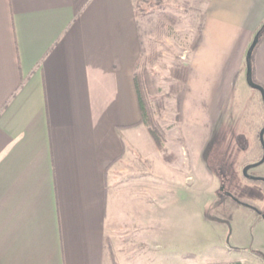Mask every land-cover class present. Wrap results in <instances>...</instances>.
Wrapping results in <instances>:
<instances>
[{
  "label": "crops",
  "instance_id": "obj_1",
  "mask_svg": "<svg viewBox=\"0 0 264 264\" xmlns=\"http://www.w3.org/2000/svg\"><path fill=\"white\" fill-rule=\"evenodd\" d=\"M205 18L240 40L229 79L264 0H207ZM139 54L134 0H0V264H111L109 245L148 264L151 183L181 173L141 121ZM252 76L264 88V40Z\"/></svg>",
  "mask_w": 264,
  "mask_h": 264
},
{
  "label": "rangeland",
  "instance_id": "obj_2",
  "mask_svg": "<svg viewBox=\"0 0 264 264\" xmlns=\"http://www.w3.org/2000/svg\"><path fill=\"white\" fill-rule=\"evenodd\" d=\"M145 1L137 22L144 57L156 56L148 69L154 76L156 96L163 101L156 115L165 133L160 152L163 161L175 163L181 173L174 187L168 182L162 185L163 181L151 183L148 264L264 263V218L220 192L223 187L264 214V185L241 175L243 165L262 153L258 141L264 126L262 97L247 83L246 56L239 74L232 77L229 72V79L221 76L232 66L225 56L231 53L230 60L237 58L240 40L234 42L231 29L201 18L207 0ZM161 13L174 16L175 22L163 23ZM199 22L202 35L192 51ZM177 64H190L180 119L175 100L168 94L170 70ZM253 173L264 177V164ZM173 189L177 191L175 203L158 214L157 204L163 196L168 204Z\"/></svg>",
  "mask_w": 264,
  "mask_h": 264
},
{
  "label": "trees",
  "instance_id": "obj_3",
  "mask_svg": "<svg viewBox=\"0 0 264 264\" xmlns=\"http://www.w3.org/2000/svg\"><path fill=\"white\" fill-rule=\"evenodd\" d=\"M141 3L142 4L146 3V1L134 0L136 19L139 18L140 15L139 12L142 11L140 6ZM159 16H160V21H162L165 24H173L175 22L174 16L165 13H161ZM204 17H205L204 13L201 14V18ZM137 26H138L139 40H140V54L133 66V79H134L135 90L137 93L138 104L142 116L141 121L147 127L149 134L152 140L154 141V143L157 145V147H159V149H161V146L164 143L165 133L162 130L161 126L159 125L156 115L162 109L163 101L161 97L156 96L158 90L155 87L154 76L148 69V66H151L156 61V56H153L152 58L144 57L143 41L141 39L140 28H139L140 26L138 25V22H137ZM202 27H203L202 22H199L196 27L195 35L191 46L192 51L196 49V47L200 42L202 35ZM253 40H255V45L251 50L249 57V62L251 66V80L253 79L252 76L253 58L258 46L264 40V23L261 24V26L256 30ZM188 73H189L188 64H177L173 66L170 70L171 84L168 94L175 100L176 112H177L176 114L178 119H180V117L182 116L181 113H182L184 95L186 91ZM107 250L109 253L111 264H117L115 262L113 252L109 246H107ZM214 264H244V263L240 261H229V262H220ZM259 264H264V263H259Z\"/></svg>",
  "mask_w": 264,
  "mask_h": 264
},
{
  "label": "flooded vegetation",
  "instance_id": "obj_4",
  "mask_svg": "<svg viewBox=\"0 0 264 264\" xmlns=\"http://www.w3.org/2000/svg\"><path fill=\"white\" fill-rule=\"evenodd\" d=\"M253 83L259 85L258 83H256L253 79H252ZM260 86V85H259ZM262 87V86H261ZM258 92V91H257ZM264 129V126H262V128H260L259 132H258V141H259V145H260V148H261V156L259 157V159H255L253 162L251 163H245L242 167V170H241V175L242 177L247 180V181H250V182H253V183H258V184H262L264 185V177H261L259 175H254L253 173V170H255V168L257 167H260L262 166V164H264V161L259 164L258 166H254L255 164L259 163L262 158H263V154H264V151H263V146L260 142V138H259V135H260V131ZM263 137H264V134H263ZM263 143H264V139H263ZM220 192H222L225 197L227 199H229L231 202H233L234 204H236L237 206L239 207H244V208H247V209H250L252 212H254L256 215H258L259 217H261V215L263 214L262 211L260 209H258L256 206H254L253 204L251 203H248L246 201H243L241 199H238L236 197H234L229 191H226L224 190L223 187L220 188Z\"/></svg>",
  "mask_w": 264,
  "mask_h": 264
},
{
  "label": "water",
  "instance_id": "obj_5",
  "mask_svg": "<svg viewBox=\"0 0 264 264\" xmlns=\"http://www.w3.org/2000/svg\"><path fill=\"white\" fill-rule=\"evenodd\" d=\"M255 45V40L252 41L251 45L249 46V49L246 53V77H247V83L249 85L250 88H252L253 90H256L260 93L261 97H262V101H263V104H264V90L261 86L253 83V81L251 80V66H250V62H249V57H250V53H251V50L253 49ZM263 134H264V129H262L260 131V135H259V138H260V142L263 146V151H264V143H263ZM264 161V154H263V158L262 160L255 164L254 166H258L259 164H261L262 162ZM262 218H264V214L261 215Z\"/></svg>",
  "mask_w": 264,
  "mask_h": 264
}]
</instances>
